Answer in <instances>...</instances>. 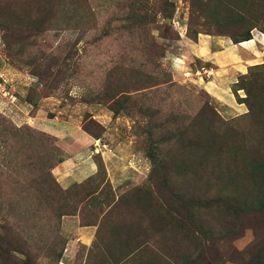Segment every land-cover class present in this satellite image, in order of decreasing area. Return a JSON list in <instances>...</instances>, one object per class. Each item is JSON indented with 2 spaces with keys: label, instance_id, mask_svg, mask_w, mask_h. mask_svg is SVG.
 <instances>
[{
  "label": "rangeland",
  "instance_id": "374dc122",
  "mask_svg": "<svg viewBox=\"0 0 264 264\" xmlns=\"http://www.w3.org/2000/svg\"><path fill=\"white\" fill-rule=\"evenodd\" d=\"M62 4L0 0V62L24 82L0 78V264H256L264 206L251 215L248 203L260 197L262 162L246 151L250 135H264V107L259 121L246 118L244 77L264 70V0ZM259 36L263 61L224 77L183 52L199 38ZM223 85L241 113L219 96ZM30 94L37 106L19 119ZM60 158L95 173L64 189ZM190 224L217 242L201 252ZM80 226L96 228L92 244L74 237Z\"/></svg>",
  "mask_w": 264,
  "mask_h": 264
},
{
  "label": "crops",
  "instance_id": "0c3cea01",
  "mask_svg": "<svg viewBox=\"0 0 264 264\" xmlns=\"http://www.w3.org/2000/svg\"><path fill=\"white\" fill-rule=\"evenodd\" d=\"M261 36L264 37V34ZM261 37H254L251 41L242 43V44H234L231 40L226 38H199L198 42L191 45L187 44L184 47L183 52L184 56L196 57L197 59H205L209 62L212 68H215L223 77L226 74L233 75L237 72L238 67L247 69L248 66L256 65L260 62L259 56L255 55V51L261 47ZM246 47V48H245ZM258 55H260V50H258ZM204 60V61H205ZM247 62V67L245 65H241L240 62ZM263 61V58L262 60ZM243 71V70H242ZM240 73H244L240 72ZM0 78H6L7 81H14L16 84V89L21 90L20 83H24L20 74L17 73L8 65L0 62ZM16 80V81H15ZM33 82V81H32ZM213 82V81H212ZM211 82V83H212ZM35 83V81H34ZM213 84V83H212ZM218 81L215 82V87L218 88ZM213 85V86H214ZM218 94L221 99H231L229 100V109L233 111L234 115L241 113L243 108L241 105L235 102V98L229 94L227 85H223L218 90ZM21 94V93H20ZM26 89L23 88V97H25ZM223 96V97H222ZM218 98V97H217ZM234 102V103H233ZM20 104L16 106L18 111L19 119L27 118V115L34 110V107L28 102H19ZM47 114L46 108L42 107L41 109H37L36 116L37 119L41 122L45 119V115ZM99 146V143H96ZM74 159V158H73ZM68 160H65L61 166L55 168L53 170V175L57 178L58 182L64 189H68L70 186L74 184H81L88 178H90L94 173L95 169L92 163L89 162H76L77 170L70 169L68 167ZM86 163V164H85ZM74 237L81 243L82 245H90L96 238V228L93 226H80L75 227Z\"/></svg>",
  "mask_w": 264,
  "mask_h": 264
},
{
  "label": "trees",
  "instance_id": "16d2710c",
  "mask_svg": "<svg viewBox=\"0 0 264 264\" xmlns=\"http://www.w3.org/2000/svg\"><path fill=\"white\" fill-rule=\"evenodd\" d=\"M59 1V3H63L61 6L63 5H67V3L69 2V4L71 6L75 5L76 2L78 3V0H57ZM75 12H77V10H69V14H76ZM252 38H249L245 41H242V42H234V44H238V43H245V42H248V41H251ZM244 80H245V87L248 91V97L246 98L247 99V102L249 104V108H250V111L248 113V115L246 116V118L252 120V121H259L260 120V112L258 113V111L261 109H263L264 107V95H262V90H264V70L262 69L261 71L259 72H256V73H251L249 74V77H244ZM45 86V85H44ZM258 90L259 91V94L256 96L254 94H252V90ZM252 96L255 97L254 100H252ZM31 97V94L28 96V99L27 101L30 103V104H33L32 103V99H30ZM253 97V98H254ZM35 107L37 105H34ZM50 118H52V114H50ZM251 144L249 145L247 151H246V156H248V160H253L254 156H259L260 157V160H261V165H259L256 169H255V172L257 174L258 177H260L258 180V187H260V197H258L257 199L253 198V200L251 199L248 203V206H249V212L251 213V215L253 214H256L258 215V212L261 210V208L264 206V135H260V137H258L257 134H253V135H250L249 136V140H248ZM57 151L59 152V150L57 149ZM63 163V160L62 158H60L57 163L55 164L58 165V164H61ZM53 169V167H52ZM252 197V194L249 193V197ZM260 208V209H259ZM55 215V214H54ZM65 215L67 214H60V215H55L56 218L58 219H62ZM254 219V217H252ZM60 224V222L58 223V225ZM191 225V224H190ZM195 226V227H194ZM191 225L190 227L185 228V232L187 233V237L190 236V239L192 238L191 236V233H192V230H196V232L198 231L200 236L196 238L197 241H200V243H197V241H195L196 243L193 244L194 246H197V248L202 252V250L204 249H210V245L209 243L210 242H217V234L216 232L212 231V232H207L204 228L202 229L201 227H196V225ZM57 232V231H56ZM56 234V233H55ZM58 234V236H57ZM57 234L55 235L54 237V241L58 240L60 237H59V232H57ZM224 239H227L226 237H222L220 239H218V242H221L223 241ZM55 243L52 244V246H50L48 248V251H49V254L52 256V257H56V258H62L63 256V251L59 252L57 250V248H55L53 245ZM213 246V244H212ZM258 246H260L262 249L260 250L261 251V255H260V258L258 257L257 260H256V264H264V247L262 246L261 243L258 244ZM20 253H29L28 251L26 252H20ZM244 264V263H243ZM246 264H249V263H246Z\"/></svg>",
  "mask_w": 264,
  "mask_h": 264
}]
</instances>
